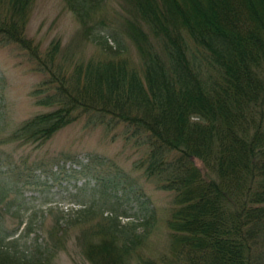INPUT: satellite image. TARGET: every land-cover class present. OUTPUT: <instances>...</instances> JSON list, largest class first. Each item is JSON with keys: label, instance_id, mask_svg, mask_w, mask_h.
Listing matches in <instances>:
<instances>
[{"label": "trees", "instance_id": "1", "mask_svg": "<svg viewBox=\"0 0 264 264\" xmlns=\"http://www.w3.org/2000/svg\"><path fill=\"white\" fill-rule=\"evenodd\" d=\"M65 1L100 55L69 63L58 41L43 52L26 30L36 0H0V45L16 44L35 61L44 78L31 96L47 108L12 138L41 145L77 121L102 127L138 154L134 168L171 192L173 203L166 251L143 254L149 235L142 227L155 211L142 188L133 199L121 193L124 183H136L112 163L71 212L72 225H83L76 232L86 259L264 264V7L258 13L249 0H126L137 18L126 21L128 41L98 19L107 0ZM206 13L226 28H211ZM128 43L138 65L125 55ZM16 181L0 179V264H53L69 230L59 218L45 226L49 208L21 213Z\"/></svg>", "mask_w": 264, "mask_h": 264}, {"label": "rangeland", "instance_id": "2", "mask_svg": "<svg viewBox=\"0 0 264 264\" xmlns=\"http://www.w3.org/2000/svg\"><path fill=\"white\" fill-rule=\"evenodd\" d=\"M249 1L253 11L260 13L264 0ZM204 16L211 28H226L218 16L212 18L208 13ZM103 18L114 23L112 27L121 30L129 41L125 34L126 21L137 18L126 0H107L98 19ZM26 30L29 37L41 45L43 52L52 42L58 41L61 57L69 63L101 54L96 44L83 33L81 23L65 0H36ZM125 47V55L138 65L140 57L135 46L128 43ZM43 78L26 51L16 44L0 45V178L17 180L13 183L12 193H21L24 198L21 199V213L27 208L29 211V207L49 208L51 210L43 220L45 226H54L59 218L61 226L69 230V239L59 248L53 264H91L77 243V234L82 232L83 225L79 228L72 225L71 212L79 207L80 201L88 200L89 183H97L98 178L106 177L112 163L131 173L136 183L133 187L129 183L121 186L120 191L125 197L133 199L138 193L136 189L142 188L150 198L155 219L149 228H146L147 224L143 225L142 229L149 236L139 249L145 255L160 256L167 249L169 229L166 220L173 205L172 194L160 189L141 169L134 168L138 154L121 139L113 140L101 127H86L83 120L63 128L41 145L12 139L13 131L23 120L47 110L36 105L31 96ZM128 219L132 218L122 221ZM17 220L19 217L9 220L8 224L13 226ZM43 221L37 224L43 225ZM77 228L79 232H76ZM35 236V232L30 235Z\"/></svg>", "mask_w": 264, "mask_h": 264}]
</instances>
